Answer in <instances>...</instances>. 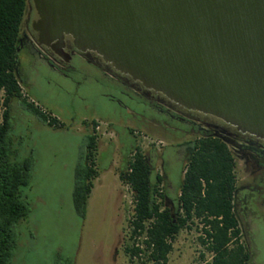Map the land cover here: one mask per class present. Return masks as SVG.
Masks as SVG:
<instances>
[{
	"label": "rangeland",
	"instance_id": "rangeland-1",
	"mask_svg": "<svg viewBox=\"0 0 264 264\" xmlns=\"http://www.w3.org/2000/svg\"><path fill=\"white\" fill-rule=\"evenodd\" d=\"M18 57L23 74L19 78L29 98L66 125L64 128H51L22 109L16 100L12 102L10 122L15 157L20 161L31 156L34 170L30 185L22 189L30 211L15 226L17 245L10 264H58L68 259L72 264H139L128 262L122 248L118 254L115 252L117 244L123 247L125 240L128 241L127 218L133 205L131 193L122 186L125 215L118 213V200L108 192L109 180L102 186H96L84 216L74 207V182H70L68 173L71 161L79 152L80 142L88 133L83 123L88 120L90 130L93 127L91 120L96 119L98 123L96 132L102 136L97 155L100 169L110 165L116 149L122 155L135 144L144 153L153 149L156 156L153 166L163 174L170 197L177 195L182 183V170L189 154V145L185 143L199 130L163 113L157 115L151 109L137 108L133 104L129 106L137 112L134 117L119 106L114 111L104 110L103 104L112 103L103 93L112 94L113 91L102 90L98 85L92 98L67 94L55 85V75L48 68L41 66L38 72H32L23 56ZM163 121H166L165 126H162ZM130 129L134 130L132 134ZM236 162L239 188L235 211L241 241L249 256L247 264H264V169L260 166L246 168L241 158ZM202 233L199 224L180 230L166 264H205L211 261L212 254L200 240Z\"/></svg>",
	"mask_w": 264,
	"mask_h": 264
},
{
	"label": "water",
	"instance_id": "water-1",
	"mask_svg": "<svg viewBox=\"0 0 264 264\" xmlns=\"http://www.w3.org/2000/svg\"><path fill=\"white\" fill-rule=\"evenodd\" d=\"M39 44L70 36L176 104L264 140V0H31Z\"/></svg>",
	"mask_w": 264,
	"mask_h": 264
},
{
	"label": "trees",
	"instance_id": "trees-1",
	"mask_svg": "<svg viewBox=\"0 0 264 264\" xmlns=\"http://www.w3.org/2000/svg\"><path fill=\"white\" fill-rule=\"evenodd\" d=\"M27 4L28 0H0V95L2 93L5 106L0 123V264H10L17 245L15 226L30 211L22 189L30 185L34 161L31 156L16 160L11 136V99H20L23 106L47 126L65 127L57 117L41 111L20 94L23 85L14 69ZM92 124L83 161L75 168L72 191L74 207L82 216L97 174L94 159L98 123L92 121ZM133 131L130 129L131 133ZM185 144L189 145V154L176 196L167 194L163 174L153 166L156 160L153 149L144 153L135 144L119 170L121 183H128L133 191V212L127 218L129 237L123 243L128 262L166 264L180 230L199 224L203 232L201 243L212 254L211 261L205 264H247L249 256L241 241L235 211L239 188L236 161L241 158L246 168L260 166L264 169V140L250 134L244 139H235L212 127L195 132ZM58 264H72V260Z\"/></svg>",
	"mask_w": 264,
	"mask_h": 264
},
{
	"label": "flooded vegetation",
	"instance_id": "flooded-vegetation-1",
	"mask_svg": "<svg viewBox=\"0 0 264 264\" xmlns=\"http://www.w3.org/2000/svg\"><path fill=\"white\" fill-rule=\"evenodd\" d=\"M36 18L37 14L32 2L28 0L16 46L17 61L14 69L16 77L23 76L18 57L22 55L26 65L30 67V70L33 69L32 72H38L41 66L48 68L55 75V85L67 94L73 93L79 98L80 95L84 98H92L96 95L95 87L98 85L102 87V90L113 91L112 94L103 93L112 103V105L103 104L104 110L114 111L119 106L125 113L133 116L137 114L129 106L133 104L137 108L151 109L157 115L163 113L200 131L214 127L220 134L235 139H244V136L248 135L214 116L186 109L160 92L146 88L140 81L115 69L96 52L78 50L70 36H65L61 44H39L37 33L32 29V21ZM163 122L162 126H165L166 121ZM171 128L176 129L173 125Z\"/></svg>",
	"mask_w": 264,
	"mask_h": 264
},
{
	"label": "crops",
	"instance_id": "crops-1",
	"mask_svg": "<svg viewBox=\"0 0 264 264\" xmlns=\"http://www.w3.org/2000/svg\"><path fill=\"white\" fill-rule=\"evenodd\" d=\"M14 100L17 101V104L22 109L27 110L23 106L21 100L18 99V98H12L11 99L10 107L9 108H11L12 102ZM36 118H38L40 120V118L38 116H36ZM95 120L96 119H93L91 121H95ZM88 122L89 121L87 120V121H85L83 123L85 125L88 133L84 135V137L82 138V140L80 142V149H79V152L77 153L76 158H74V160L71 161V163L70 162H67V163H70V173H68L69 174V177L68 178H69L70 182L73 181L75 183V168H76V166H77V164H78L79 161L80 162L83 161V154H84V150H85V147H86L87 138L92 133V130H90V126H89L90 124ZM43 124H45V123H43ZM62 128H64V127H62ZM54 129H57V128H54ZM115 134H116V132H115ZM100 138H102V136L98 135V138H97V150H96L95 159H94L95 160V168H96L97 174L94 177V179L92 180V188H91L90 194L88 196L87 202H88L89 198L92 196L93 191L95 190L96 186H102V185L105 184V181L109 180L110 181V185H108V186H110V187H108L109 188L108 192L110 194H112V195H115L116 198H117V200H118V202H117V211H118V213H122V215H125L126 214V209L124 208V205H123V191H122V183H121V180L119 178V170L124 166L125 161L127 160V157H128V153H126L125 155H122L118 149L114 150L112 162L110 163V165L107 168L105 167L103 169H100V167L98 166V163H97L98 145H99ZM60 152H62V151H60ZM53 156L55 157L56 154L53 155ZM25 158H23V159H25ZM55 161H56V159H55ZM57 162H59V163H61L63 165H66L65 162H63L62 160H60V161L58 160ZM33 170H34V161H33L32 175H33ZM110 174L112 175V177L111 178H108V175H110ZM74 183H73V186H72V191H73ZM86 206H87V204H86ZM85 211H86V209H85ZM124 219H125V216H124ZM121 235H122V237H121V239H122L121 240V243H123L124 225L122 227ZM119 248H122L123 249V247L121 246V244H117V246L115 247V252L116 253L119 251Z\"/></svg>",
	"mask_w": 264,
	"mask_h": 264
},
{
	"label": "built area",
	"instance_id": "built-area-1",
	"mask_svg": "<svg viewBox=\"0 0 264 264\" xmlns=\"http://www.w3.org/2000/svg\"><path fill=\"white\" fill-rule=\"evenodd\" d=\"M20 94H21V97L22 98H24V99H26L27 101H29V102H32V103H34L33 101H32V99H30L29 98V96H28V94H27V92L25 91V89L22 87L21 88V91H20ZM3 101H4V98H3V96H2V93H1V95H0V123L2 122V113H3V111L5 110V106H4V104H3ZM35 104V103H34ZM36 105V104H35ZM37 106V105H36ZM39 107V106H38ZM40 108V107H39ZM40 110L41 111H43V112H45L46 110H44L43 108H40ZM98 128H99V126H98V124L95 126V130H98ZM122 186L124 187V189H126V192L128 191V193H131V197H132V211L130 212V214H129V216L132 214V212H133V206H134V202H133V191H132V189H131V186L128 184V183H126V184H122ZM125 197H126V194H125ZM128 216V217H129ZM138 245V243H136V246Z\"/></svg>",
	"mask_w": 264,
	"mask_h": 264
}]
</instances>
